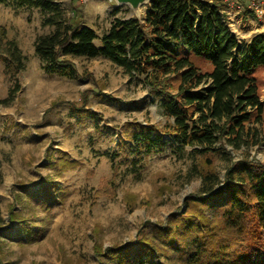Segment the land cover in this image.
I'll return each mask as SVG.
<instances>
[{
    "label": "trees",
    "instance_id": "1",
    "mask_svg": "<svg viewBox=\"0 0 264 264\" xmlns=\"http://www.w3.org/2000/svg\"><path fill=\"white\" fill-rule=\"evenodd\" d=\"M0 4L40 13L41 26L50 31L35 38L33 52L48 76L85 80L70 58L101 57L141 79L159 101L163 124H125L127 142L119 141L118 152L108 156L115 174L126 166L138 175L150 152L163 150L165 135L195 147L190 176L200 179L198 193L185 197L165 222H144L141 228L149 226V234L141 230L138 239L121 246L95 245L97 264H264V163L248 154L264 146V32L240 43L228 26L226 12L231 8L224 0H151L144 17L116 19L99 39L83 24L77 0H70L67 9L60 0ZM239 15L254 18L246 7ZM97 39L100 47L94 45ZM1 46L10 66L24 70L26 57L16 42L0 38ZM87 92L77 103L81 118L95 116L85 109ZM5 103L0 100V105ZM227 146L246 154L231 160ZM223 157L230 163L220 179L215 163ZM47 161L57 178L80 166L63 153L50 154ZM19 188L22 193L15 195V202H32L48 218L69 195L51 178L35 190L22 184ZM169 190L159 187L158 194ZM125 199L133 208L135 196ZM30 219L34 222L13 204L7 224L0 225V238L18 239L20 244L41 241L46 222L42 219L39 226L37 216Z\"/></svg>",
    "mask_w": 264,
    "mask_h": 264
},
{
    "label": "rangeland",
    "instance_id": "2",
    "mask_svg": "<svg viewBox=\"0 0 264 264\" xmlns=\"http://www.w3.org/2000/svg\"><path fill=\"white\" fill-rule=\"evenodd\" d=\"M69 1L60 0L66 9ZM227 1L246 6L249 0ZM77 7L83 13V24L98 39L116 19L132 18L127 6H115L112 0H77ZM227 12L228 26L240 43L264 27V19L262 24L246 22L234 9ZM145 14L142 7L141 18ZM49 31L41 26L37 10H14L0 4V38L15 41L26 57L24 70L15 71L0 47V100L6 102L0 105V225L7 224L8 209L14 204L15 211L22 212L29 222H34L32 215L37 216V225L44 219L47 230L41 241L32 244L0 238L4 241L0 242L3 264H97L95 245L103 249L121 246L138 239L141 230L149 234V226L141 228L144 222H165L185 197L198 193L200 179L190 176L195 147L165 135L163 150L150 152L138 175L126 166L115 174L108 156L118 152L119 141L127 142L125 124H163L159 101L141 79L131 78L101 57L70 58L85 80L48 76L34 55L33 43ZM98 39L94 45L100 47ZM261 76L264 78V71ZM92 90L99 96L94 97ZM85 91L89 98L85 109L95 116L81 118L77 103ZM227 149L231 160L246 154L243 149ZM60 153L80 166L57 178L47 157H59ZM248 154L264 163V146L253 147ZM229 163L228 157L216 161L220 179ZM49 178L69 192L50 212L51 218L32 202H15V195L22 193L20 184L35 190ZM163 186L170 190L159 195L158 188ZM127 195L135 196L133 208L125 203ZM260 254L264 256V250Z\"/></svg>",
    "mask_w": 264,
    "mask_h": 264
},
{
    "label": "built area",
    "instance_id": "3",
    "mask_svg": "<svg viewBox=\"0 0 264 264\" xmlns=\"http://www.w3.org/2000/svg\"><path fill=\"white\" fill-rule=\"evenodd\" d=\"M227 3L231 8L230 10L235 9L234 11L237 12L238 15L241 10L246 7L254 14V17L257 20L264 19V0H249L246 6H240V4L238 3H233L229 1H227Z\"/></svg>",
    "mask_w": 264,
    "mask_h": 264
},
{
    "label": "water",
    "instance_id": "4",
    "mask_svg": "<svg viewBox=\"0 0 264 264\" xmlns=\"http://www.w3.org/2000/svg\"><path fill=\"white\" fill-rule=\"evenodd\" d=\"M111 1V0H110ZM116 6H127L132 12V18H141V8L148 5L151 0H112Z\"/></svg>",
    "mask_w": 264,
    "mask_h": 264
},
{
    "label": "crops",
    "instance_id": "5",
    "mask_svg": "<svg viewBox=\"0 0 264 264\" xmlns=\"http://www.w3.org/2000/svg\"><path fill=\"white\" fill-rule=\"evenodd\" d=\"M224 1H226V0H224ZM116 6V5H115ZM226 16H227V22H228V24H229V21H230V19H229V17H228V12H226ZM241 19L240 20H243V21H246V22H250V21H254V20H257L255 17L254 18H247V19H243L242 17H241V15H238ZM258 22H259V24H262V22H261V20H258ZM260 33L261 32H264V27H262V29L259 31ZM250 39H251V37H250ZM249 39V40H250ZM249 40L246 42V43H248L249 42Z\"/></svg>",
    "mask_w": 264,
    "mask_h": 264
}]
</instances>
